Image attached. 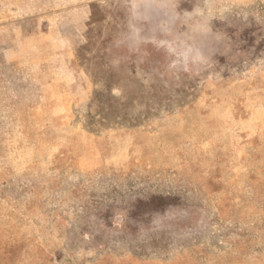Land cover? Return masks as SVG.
<instances>
[{"label":"rangeland","instance_id":"1","mask_svg":"<svg viewBox=\"0 0 264 264\" xmlns=\"http://www.w3.org/2000/svg\"><path fill=\"white\" fill-rule=\"evenodd\" d=\"M174 71L127 0H0V264H264V0Z\"/></svg>","mask_w":264,"mask_h":264},{"label":"clouds","instance_id":"2","mask_svg":"<svg viewBox=\"0 0 264 264\" xmlns=\"http://www.w3.org/2000/svg\"><path fill=\"white\" fill-rule=\"evenodd\" d=\"M126 39L132 47L151 44L161 50L174 71H192L207 60L217 34L210 18L180 13L174 0H127Z\"/></svg>","mask_w":264,"mask_h":264}]
</instances>
